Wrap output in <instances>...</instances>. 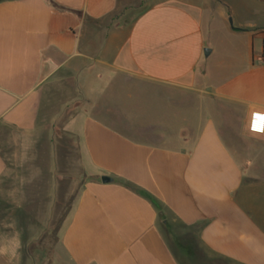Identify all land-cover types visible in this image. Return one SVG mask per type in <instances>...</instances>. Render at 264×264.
I'll return each instance as SVG.
<instances>
[{"label":"crops","instance_id":"crops-1","mask_svg":"<svg viewBox=\"0 0 264 264\" xmlns=\"http://www.w3.org/2000/svg\"><path fill=\"white\" fill-rule=\"evenodd\" d=\"M263 114L264 0H0V264H264Z\"/></svg>","mask_w":264,"mask_h":264},{"label":"water","instance_id":"water-1","mask_svg":"<svg viewBox=\"0 0 264 264\" xmlns=\"http://www.w3.org/2000/svg\"><path fill=\"white\" fill-rule=\"evenodd\" d=\"M105 179H107V178H106V177H103V178H102V180H105Z\"/></svg>","mask_w":264,"mask_h":264},{"label":"rangeland","instance_id":"rangeland-1","mask_svg":"<svg viewBox=\"0 0 264 264\" xmlns=\"http://www.w3.org/2000/svg\"><path fill=\"white\" fill-rule=\"evenodd\" d=\"M230 23H231V20H230ZM232 24V23H231Z\"/></svg>","mask_w":264,"mask_h":264},{"label":"built area","instance_id":"built-area-1","mask_svg":"<svg viewBox=\"0 0 264 264\" xmlns=\"http://www.w3.org/2000/svg\"><path fill=\"white\" fill-rule=\"evenodd\" d=\"M264 115V114H263ZM264 118V117H263Z\"/></svg>","mask_w":264,"mask_h":264}]
</instances>
